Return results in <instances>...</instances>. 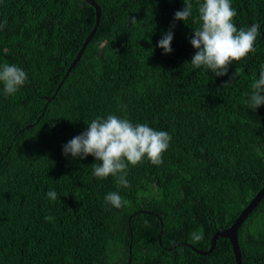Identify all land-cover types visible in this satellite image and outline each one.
Segmentation results:
<instances>
[{
  "label": "trees",
  "instance_id": "obj_1",
  "mask_svg": "<svg viewBox=\"0 0 264 264\" xmlns=\"http://www.w3.org/2000/svg\"><path fill=\"white\" fill-rule=\"evenodd\" d=\"M94 1L96 31L65 75L95 25L94 8L0 0V64L28 76L12 97L0 85V264H236L226 239L208 256L177 244L207 251L264 186V105L248 108L264 65V0H232L237 28L259 23L262 35L221 77L190 65L197 0H186L193 13L185 22L174 21L183 0ZM170 29L172 52L164 54L158 43ZM109 114L172 137L161 166L129 167L128 188L97 179L94 157L63 154ZM114 191L127 202L119 210L105 204ZM237 242L242 264H264V197Z\"/></svg>",
  "mask_w": 264,
  "mask_h": 264
},
{
  "label": "clouds",
  "instance_id": "obj_2",
  "mask_svg": "<svg viewBox=\"0 0 264 264\" xmlns=\"http://www.w3.org/2000/svg\"><path fill=\"white\" fill-rule=\"evenodd\" d=\"M183 2L185 7L174 14V21L185 22L192 16L193 5L186 0ZM197 14L199 26L192 30L190 40L195 49L190 63L194 69L203 68L214 76H225L230 65L246 61L255 52L256 42L262 35L261 25L252 23L249 27L237 28L234 19L237 11L232 7V0H197ZM5 26L0 24V30ZM172 40L170 29L158 43L164 54L172 52ZM27 81L23 68L7 62L0 64V85L5 98L15 96ZM250 87L248 108L255 112L264 105V65L260 68L259 78H254ZM171 140L169 133L156 130L147 123H133L126 116L109 114L106 118L98 116L93 119L84 132L63 146V154L73 159L94 157L96 162L91 167L97 179L111 177L117 185L128 188L129 167H138L145 161L161 166ZM47 197L55 201L57 193L49 190ZM104 200L106 205L117 210L127 203L115 191L108 193ZM44 219L52 222L55 217L45 216ZM191 239L198 242L202 236L194 232Z\"/></svg>",
  "mask_w": 264,
  "mask_h": 264
},
{
  "label": "water",
  "instance_id": "obj_3",
  "mask_svg": "<svg viewBox=\"0 0 264 264\" xmlns=\"http://www.w3.org/2000/svg\"><path fill=\"white\" fill-rule=\"evenodd\" d=\"M84 1L87 4H89L90 6H92L95 10V25L93 26L91 32L87 35V37L84 40L76 58L72 61V64L69 67V69L66 71L65 75L69 74L70 69L79 60L83 50L85 49V47L87 46V44L91 40L93 34L96 31V27L99 23L100 8L97 5V3L94 0H84ZM263 197H264V186L251 199V201L248 203V205L241 211L239 216L235 219V221L228 228L215 231V233L212 235V237L210 239V248L207 251H201V250L196 249L187 243H179V244H177V246L187 247V248L191 249L193 252H195L196 254L201 255V256H208L209 254H211L213 252L217 239L223 238V239L228 240L229 244L231 245L232 253H233V256L235 259V263L236 264H242V256H241V252H240L239 245L237 242V231L240 228L241 224L248 218V216L251 214V212L256 208V206L259 204V202L261 201V199ZM160 236H161V231L157 235L159 243H161ZM168 250H171V249H168Z\"/></svg>",
  "mask_w": 264,
  "mask_h": 264
}]
</instances>
